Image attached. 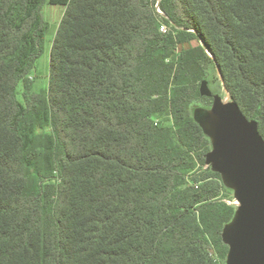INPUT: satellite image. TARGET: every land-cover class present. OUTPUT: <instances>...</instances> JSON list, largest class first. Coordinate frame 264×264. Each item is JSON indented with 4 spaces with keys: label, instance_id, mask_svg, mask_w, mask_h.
I'll list each match as a JSON object with an SVG mask.
<instances>
[{
    "label": "trees",
    "instance_id": "1",
    "mask_svg": "<svg viewBox=\"0 0 264 264\" xmlns=\"http://www.w3.org/2000/svg\"><path fill=\"white\" fill-rule=\"evenodd\" d=\"M213 73L264 138V0H0V264H226Z\"/></svg>",
    "mask_w": 264,
    "mask_h": 264
},
{
    "label": "water",
    "instance_id": "2",
    "mask_svg": "<svg viewBox=\"0 0 264 264\" xmlns=\"http://www.w3.org/2000/svg\"><path fill=\"white\" fill-rule=\"evenodd\" d=\"M200 94L213 98L210 107L193 110L211 141L206 165L221 175L238 202L222 231L229 246L226 264H264V138L259 123L248 119L235 100L213 92L207 79Z\"/></svg>",
    "mask_w": 264,
    "mask_h": 264
},
{
    "label": "rangeland",
    "instance_id": "3",
    "mask_svg": "<svg viewBox=\"0 0 264 264\" xmlns=\"http://www.w3.org/2000/svg\"><path fill=\"white\" fill-rule=\"evenodd\" d=\"M43 14L45 19L49 22V29L46 34L45 38V46L44 51L41 54V56L38 58L36 62V67L32 70L31 76L34 79V90L35 91H41L43 89H46L49 87L50 83V55H51V48L54 42V38L56 35V32L58 30V27L62 21V18L64 16V13L66 11V6L64 5H55L50 4L49 2H45L42 8ZM160 19L162 22H164V17L160 16ZM197 42H194L196 44ZM209 85L210 88L215 93L222 94L225 98H229V94L227 93V90L224 86V83L222 82L221 74L218 73V75L211 74ZM20 94L19 99L22 100V84L19 85ZM170 121V120H169ZM224 194V200L227 203L237 205V200L232 193L230 192H223Z\"/></svg>",
    "mask_w": 264,
    "mask_h": 264
},
{
    "label": "built area",
    "instance_id": "4",
    "mask_svg": "<svg viewBox=\"0 0 264 264\" xmlns=\"http://www.w3.org/2000/svg\"><path fill=\"white\" fill-rule=\"evenodd\" d=\"M156 10H157V12L160 14V16H163V15H164V12L161 10V8H160V6H159V2L156 3ZM168 29H169V27H168L166 24L163 23V24H162V27H161V30H162L163 32H167ZM237 204H238V202H237Z\"/></svg>",
    "mask_w": 264,
    "mask_h": 264
}]
</instances>
